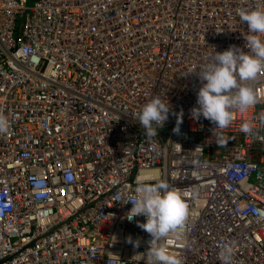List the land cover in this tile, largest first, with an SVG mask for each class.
<instances>
[{"label": "built area", "instance_id": "1", "mask_svg": "<svg viewBox=\"0 0 264 264\" xmlns=\"http://www.w3.org/2000/svg\"><path fill=\"white\" fill-rule=\"evenodd\" d=\"M256 8L0 0V264H149L146 217L129 221L128 201L160 180L189 205L163 241L182 264H223L226 249L229 264H264V72L228 127L192 115L199 72L232 45L249 51L241 14ZM156 95L171 110L149 138L138 115Z\"/></svg>", "mask_w": 264, "mask_h": 264}, {"label": "clouds", "instance_id": "2", "mask_svg": "<svg viewBox=\"0 0 264 264\" xmlns=\"http://www.w3.org/2000/svg\"><path fill=\"white\" fill-rule=\"evenodd\" d=\"M241 20L248 26L250 35L246 38L245 52L232 45L223 52H216L200 72L202 83L197 93V104L192 110L195 119L201 116L210 120L216 129L230 125L234 110L245 111L257 103V94L249 84L264 72V9L256 8L241 14ZM171 107L159 96H154L143 106L138 115V121L149 138L158 135L157 127L163 128L169 118ZM183 122L182 112L177 116V125L173 129L179 134ZM10 124L7 117L0 114V134L7 133ZM244 131H250V125L243 126ZM128 202L133 204L127 213V219L132 221L136 216H145L146 222H137L138 227L151 237L148 248L149 264H182V260L171 254L163 241L174 234L180 237V228L189 215V205L184 194L177 188L160 180L155 184H138L135 195ZM127 242L138 248L140 240L131 236ZM230 249L221 252L223 264H229Z\"/></svg>", "mask_w": 264, "mask_h": 264}, {"label": "rangeland", "instance_id": "3", "mask_svg": "<svg viewBox=\"0 0 264 264\" xmlns=\"http://www.w3.org/2000/svg\"><path fill=\"white\" fill-rule=\"evenodd\" d=\"M35 1H36V0H27L29 6L34 5V2H35ZM21 22H22V19H21V18H18V19H17V24H18V26L20 25ZM75 259H76V258H75ZM72 262H74V260H72ZM73 264H75V263H73Z\"/></svg>", "mask_w": 264, "mask_h": 264}]
</instances>
